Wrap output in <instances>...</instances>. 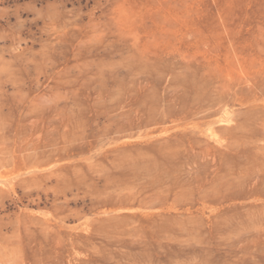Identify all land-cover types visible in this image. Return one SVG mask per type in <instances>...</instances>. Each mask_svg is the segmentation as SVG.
Returning <instances> with one entry per match:
<instances>
[{
    "label": "rangeland",
    "instance_id": "rangeland-1",
    "mask_svg": "<svg viewBox=\"0 0 264 264\" xmlns=\"http://www.w3.org/2000/svg\"><path fill=\"white\" fill-rule=\"evenodd\" d=\"M0 264H264V0H0Z\"/></svg>",
    "mask_w": 264,
    "mask_h": 264
}]
</instances>
